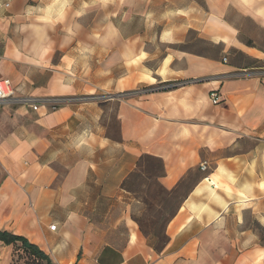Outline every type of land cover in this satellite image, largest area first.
Wrapping results in <instances>:
<instances>
[{"label": "crops", "instance_id": "0c3cea01", "mask_svg": "<svg viewBox=\"0 0 264 264\" xmlns=\"http://www.w3.org/2000/svg\"><path fill=\"white\" fill-rule=\"evenodd\" d=\"M3 79L74 100L0 107V231L51 264H264V0H0ZM146 155L192 183L160 252L124 185Z\"/></svg>", "mask_w": 264, "mask_h": 264}, {"label": "rangeland", "instance_id": "374dc122", "mask_svg": "<svg viewBox=\"0 0 264 264\" xmlns=\"http://www.w3.org/2000/svg\"><path fill=\"white\" fill-rule=\"evenodd\" d=\"M140 171L132 174L126 182V188L130 192L127 203L132 204V219L137 224L139 232L146 239V243L158 250L163 248L165 237V225L174 212L172 206H176L183 196L187 194L183 186L178 194L164 192L157 183L160 175L158 163L150 159H141ZM189 177L187 180H190ZM155 233V234H153ZM264 241V236H263ZM0 264H44L22 250L19 245L3 246L0 244Z\"/></svg>", "mask_w": 264, "mask_h": 264}, {"label": "built area", "instance_id": "2783aa9c", "mask_svg": "<svg viewBox=\"0 0 264 264\" xmlns=\"http://www.w3.org/2000/svg\"><path fill=\"white\" fill-rule=\"evenodd\" d=\"M4 7H8V4H5ZM223 61H226L224 58ZM183 83H176L172 84L170 86L166 87H161V88H174L176 86H179ZM148 91L147 89L144 90ZM73 98H51V99H38V98H24V97H14L13 90H12V85L9 79H3L0 80V107L8 104L12 105H19V104H24L29 106L30 109L33 111L37 110V105H47L49 110L55 111L58 109L60 105L66 104V102H71L73 101ZM209 100L212 104L217 105L219 103V96L218 93L215 91L210 92L209 94ZM201 171H206L207 167L206 164L203 163L199 167ZM55 225L49 227L50 231H54Z\"/></svg>", "mask_w": 264, "mask_h": 264}, {"label": "trees", "instance_id": "16d2710c", "mask_svg": "<svg viewBox=\"0 0 264 264\" xmlns=\"http://www.w3.org/2000/svg\"><path fill=\"white\" fill-rule=\"evenodd\" d=\"M142 158H145V159H150L152 161H155L158 163V166H159V169H161V173L160 175H158L157 177L163 175V171H164V168H163V164L160 160L156 159V158H153L151 156H143L141 157ZM141 160L137 163V166H136V170L134 173H136L137 171H140V168H141V164H140ZM133 173V174H134ZM132 175V174H131ZM130 179V178H129ZM128 179V180H129ZM127 182V181H126ZM126 184V183H125ZM124 184V185H125ZM184 186V182L181 183V186H179V188L175 191H171V192H168L166 191L164 188L161 187L162 190H164V192H168V193H171V194H178V192L180 191V189ZM125 189L128 191V189L126 188V185H125ZM188 189V188H187ZM129 192V191H128ZM188 192V191H187ZM130 193V192H129ZM187 195V194H186ZM185 195V196H186ZM183 196V198L185 197ZM182 198L181 201H179V203L176 205V206H172L174 208V212L171 214L172 216L169 218V220L166 222V225L168 224V222L173 218L174 214L176 213V211L179 209V206L180 204L182 203V201L184 200ZM165 225V227H166ZM155 234V233H153ZM165 237H166V241H164V245H163V248L157 250V252H160L161 250H163L165 247V244L167 243L168 241V238L166 236V233H165ZM0 243H2L4 246H9V245H19L20 248L24 251H26L29 255H31L32 257H34L38 262H43L44 264H51L50 263V259L41 251V250H38L36 246H34L33 244H31L26 238H22L18 235H14V234H11L9 232H4V231H0Z\"/></svg>", "mask_w": 264, "mask_h": 264}]
</instances>
